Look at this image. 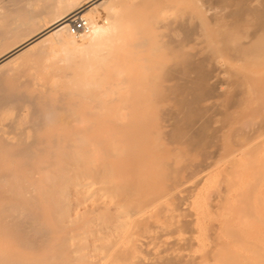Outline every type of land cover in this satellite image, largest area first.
I'll use <instances>...</instances> for the list:
<instances>
[{"label":"bare ground","instance_id":"6f19581e","mask_svg":"<svg viewBox=\"0 0 264 264\" xmlns=\"http://www.w3.org/2000/svg\"><path fill=\"white\" fill-rule=\"evenodd\" d=\"M185 3L186 22L164 43L162 31L149 40L139 23L158 21L168 10L150 16L145 2L141 10L130 0H0V264L89 263L79 247L88 245V235L100 241L94 249L107 250L106 234L119 233L131 200L140 197L132 198L138 156L142 164V154L161 147L162 113L146 103L158 109L174 93L194 148L209 146L220 131L212 118L194 128L213 108L204 99L224 98L230 108L254 99L244 93L251 91L248 75L264 63V0ZM74 17L87 19V33H72ZM223 52L248 64L245 71L223 70ZM258 81L255 94L264 87ZM175 119L179 127L181 117ZM71 183L83 186L80 204L88 202L73 214ZM71 233L81 239H67Z\"/></svg>","mask_w":264,"mask_h":264},{"label":"rangeland","instance_id":"374dc122","mask_svg":"<svg viewBox=\"0 0 264 264\" xmlns=\"http://www.w3.org/2000/svg\"><path fill=\"white\" fill-rule=\"evenodd\" d=\"M130 1L135 6L138 3V7L142 6L143 10L151 7V12L148 11L150 16L152 13L155 14L156 9L157 12L163 10V13L168 10L167 14L164 13L167 17L162 14L159 22L157 18L149 23L146 20L147 27L142 26L144 21L139 23L143 30L148 32L145 38L149 36V40L159 38L162 31L159 39L168 42L177 33L174 31L177 30L176 27L179 28L182 22H186V0L181 1L185 3L184 5L176 0L181 7L175 0H172L171 4L170 0H158L160 4L163 2V8L161 5L156 6L157 0H154L155 5L153 0ZM196 3L199 6L200 0L198 2L194 0V4ZM168 6L170 9H167ZM131 7L133 9L132 5ZM139 8L136 7L133 11L141 15ZM103 10L101 8L99 17L101 20L107 16L106 10ZM145 12L142 14H147ZM134 13L133 15H136ZM159 14H155L156 17ZM155 32L158 35L154 39ZM135 37L139 36L134 35L133 38L136 39ZM245 40L248 41L247 38ZM229 54L226 55V52L220 54L218 61L220 65L223 64L222 69L229 68L228 71L233 74L241 73L237 65L244 70L248 64L245 65L241 61L235 64L236 60L229 61V58L233 59L232 54ZM232 62L235 67L231 65ZM262 64L264 65L263 62L259 64V68H263ZM256 66V70L252 69L257 71V74L252 73L256 76L253 78V75H248L251 91L246 90L244 93L247 99L253 97V100H247L248 102L241 106L231 108L224 105V98L203 100V106L213 108L197 118L194 128L200 127L206 119L212 118L213 127L220 129L218 137L207 147L192 148L186 142V120L175 101L174 93L170 94V102L165 103L168 101L166 96L165 102L162 104L158 102L160 104H157L158 109H155V105L149 108L150 104L146 103L148 111L159 110L162 113L160 114L162 120H158V125L161 123V147L156 151H147L146 156L142 154V164L140 154L137 159L140 162L137 161V165L135 163L139 171L134 170L140 177L138 179L136 176L138 180L135 179V183L138 182L139 188L137 187L138 190L135 188L136 193L133 192L132 198H136L137 193H140V197L137 196L138 200L130 198L125 202L127 206L130 200L132 201L128 216L124 219L125 225L117 235L114 228L106 234V242L110 240L107 250L94 249L92 245H98L100 241L99 239L96 241V235H88V245L79 244V247L86 249L84 252L87 253L89 263L77 264H264V87H261L263 92L260 89L255 94L253 82V79H261L264 82V68L257 69L258 65ZM232 67L237 70H231ZM259 72L261 76L258 75ZM221 77L232 79L230 75L223 73ZM246 81L248 83V78ZM261 81H258L259 84ZM232 91L233 88L222 93L229 94ZM217 107L226 115L217 112ZM177 115L182 120L179 127L175 119ZM259 126L262 129L257 132L251 131L255 129L254 127L258 129ZM70 185L68 211L73 214L75 207L78 205L83 207L84 203L80 204V200L85 194L82 185L79 184V187L78 185L72 187L73 183ZM106 198L111 201V195ZM111 206L114 207L112 203ZM65 223L68 229H72L68 219ZM69 238L77 240L81 239V236L71 233L67 235V239Z\"/></svg>","mask_w":264,"mask_h":264},{"label":"built area","instance_id":"2783aa9c","mask_svg":"<svg viewBox=\"0 0 264 264\" xmlns=\"http://www.w3.org/2000/svg\"><path fill=\"white\" fill-rule=\"evenodd\" d=\"M90 29L87 19L83 17H74L71 24V31L73 34L87 33Z\"/></svg>","mask_w":264,"mask_h":264}]
</instances>
